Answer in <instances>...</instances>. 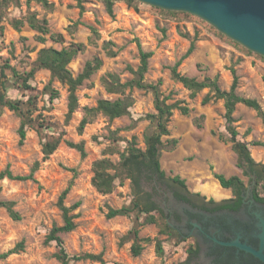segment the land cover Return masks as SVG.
Wrapping results in <instances>:
<instances>
[{
    "label": "rangeland",
    "instance_id": "1",
    "mask_svg": "<svg viewBox=\"0 0 264 264\" xmlns=\"http://www.w3.org/2000/svg\"><path fill=\"white\" fill-rule=\"evenodd\" d=\"M46 1L47 7L35 2L27 4L26 0H0V69L8 63L18 73L25 74L34 67L40 49H61L76 44H83L85 48L68 66L73 76L94 58H99L102 64L77 89L78 108L68 120L67 86L56 79L51 80L49 71L37 69L29 81L31 89L8 88L7 96L11 99L26 101L28 97L37 95L36 109L31 115L35 128L27 130L23 144L19 145L17 131L20 119L6 108L2 110L0 172L26 176L35 162L40 166L34 173L36 182L6 177L0 180V199L14 202V209L21 217L20 221H12L0 208V254L24 241L22 252L0 260V264H60L54 258L55 244L46 243L45 239L53 226L62 225L57 199L68 186L70 190L64 205L69 207L80 202L72 212L75 229L61 235L69 256L101 255L105 264H181L188 256V249L195 245L188 234L192 231L197 233V230H191L189 222L194 217H203L189 205L175 201L165 185L144 182L142 189L153 194V199L167 218L166 223L174 232L162 234L157 224L142 225L139 236L150 239V242L143 244L138 257L130 253L131 240L120 243L132 228L134 215L105 217L107 207L119 209L130 203L131 185L129 180H124L121 184L116 183L112 193H98L91 184L92 164L103 157L117 163L132 137L136 139L137 148L144 150V134L150 123L142 118L155 111L151 93L126 89L122 96L106 91L101 80L111 74L117 76L120 83L129 81L132 75L128 68L136 69L139 65L137 44L143 51L152 53L144 81L148 84L160 81V91L167 97V104L179 102L189 110L188 115H182L178 110L172 112L167 124L169 135L162 137V141L166 144L168 140L175 139L177 144L172 150H161V169L167 177L177 175L183 179L189 192L219 201L229 196L230 190L221 188L214 174L240 178L247 191L251 189L254 177L243 174L244 168L239 167L238 157L227 141L223 102L217 100L202 104L208 90L191 97L188 90L171 78L170 69L194 41L193 52L181 62L178 72L199 81L218 76L219 87L228 90L232 83L230 69L233 68L238 77L237 94L256 100L264 112V57L189 13V17L181 14L169 17L159 11L161 8L137 0H133L132 5H128L126 0H113L114 17L110 18L102 0H83L81 13L73 0ZM28 13H35L38 19L45 18L49 33L60 34L62 40L53 41L46 35L43 43L38 41V33L26 22ZM14 20L23 21L18 30L12 25ZM106 42L111 43L107 49L104 48ZM108 50L116 52V56L109 57ZM6 73L11 76L10 71ZM50 89L57 92L53 100H50ZM128 96L132 104L126 113L112 120L97 113L82 134H78L85 107H95L101 99L114 101ZM200 116H204L200 123L202 127L197 128L194 120ZM233 117L237 140L245 142L255 162L264 165V118L241 104L235 107ZM39 123L44 127L38 128ZM62 132L64 141L84 142V159L62 141L54 153L43 160V141ZM115 137L118 141L112 142ZM254 142L261 145L254 146ZM140 220H143L142 215ZM156 239L162 242L163 257L155 254ZM208 262L202 250L197 263L190 264ZM70 264L99 263L87 260Z\"/></svg>",
    "mask_w": 264,
    "mask_h": 264
},
{
    "label": "trees",
    "instance_id": "2",
    "mask_svg": "<svg viewBox=\"0 0 264 264\" xmlns=\"http://www.w3.org/2000/svg\"><path fill=\"white\" fill-rule=\"evenodd\" d=\"M76 3V7L83 12V0H73ZM105 6V11L110 18L114 17L113 0H102ZM128 5H132L133 0H126ZM35 2L41 4L44 7L49 6L46 0H26V3ZM166 16L176 17L178 15H183L189 17L188 13L185 12H175V11H164L159 10ZM26 22L28 26L38 33L37 39L40 42L45 41V36L49 37L53 41H61L60 34H50L47 26V20L45 18L38 19L35 13H28L26 15ZM23 24L22 20H14L13 27L18 30ZM96 34L95 30H92ZM111 46V43L106 42L104 48L107 49ZM83 44L71 45L68 48L55 49L52 47L42 48L37 53V58L34 67L25 74L18 73L13 67L8 63L1 66L0 69V114L4 108L16 114L19 119V128L17 131L19 140V145H22L26 133L29 128H35V123L31 115L36 109L37 95L30 96L26 101L11 99L7 96L8 88L16 87L17 89L28 90L31 89L29 81L33 78V75L37 69H45L49 71L51 80L56 79L61 84L67 86L68 91V104H67V115L66 120H68L71 115L78 108V98L76 96L77 89L82 86V84L90 78V76L97 71L102 62L99 58H94L92 61H88L82 71L73 76L70 69L68 68L70 62L73 58L80 52L84 51ZM138 54H139V65L136 69L128 68V71L132 75V78L125 82L120 83L119 79L115 75L108 74L106 78L101 80L108 92L119 93L124 96L126 89H138L151 93L153 97V107L155 113L146 114L142 119L149 121V130L144 134V150L137 148L136 139L132 137L129 141V146L125 153L120 156L117 163H113L108 158L103 157L96 160L92 164L93 176L91 178V184L95 190L102 194L107 195L113 192L117 182L120 184L124 180H129L132 190V199L130 203L119 209H113L107 207V212L105 217L107 219H112L118 216H131L134 215V224L132 228L128 231L126 236L121 239V244L129 240L132 241L130 246V253L133 257H138L143 251V244L150 242L148 238H140L139 228L146 224H157L160 226V233L171 234L174 232L171 227L166 223V216L163 210L157 205L153 199V194L150 192H145L142 189L144 182L165 185L171 192L172 197L179 202L191 205L192 207H198L203 209L202 206H197L196 201L201 202L206 198L199 193H191L187 190L185 181L179 176L167 177L165 172L160 166V154L162 149L172 150L176 144L177 140L171 139L164 144L162 137L168 136L169 131L167 124L170 121L173 110H178L182 115H188L189 110L186 106L181 105V103L176 102L173 104H167V97H164L160 91V81L156 84H148L144 81V76L148 71V60L150 59L152 53L145 52L142 50L141 46L137 44ZM195 44L192 41L189 48L185 54L171 67L170 74L171 78L181 84L186 90L190 92V96L194 97L197 93L204 89L208 90V94L202 99V104H207L210 101L221 100L224 107V121L225 129L228 134L227 141L231 144L232 150L238 157L239 167L242 168L244 165L247 166L248 171H243L244 175L252 173L255 176V190L254 196L258 201L264 200V165L255 162L252 158L248 145L245 142L237 140L238 132L233 126L235 120L233 113L235 107L238 104L244 105L247 108L252 109L256 112L257 116L264 118V112L261 109L260 104L249 98H243L237 94L238 88V77L233 68L230 69L232 75V83L228 90H222L218 84V76L213 78H204L199 81L196 78L187 77L181 75L178 72V67L181 62L186 59L194 50ZM107 55L109 57H115L116 52L108 50ZM10 71L11 76L8 77L6 71ZM47 89V88H46ZM57 97V92L50 89V100ZM131 98L124 97L123 99H117L114 101H109L106 99H101L97 101L95 107L84 108V116L79 122L77 132L82 134L86 125L92 122L95 114L102 113L104 116L108 117L110 120L117 118L126 113L127 109L131 106ZM204 116H200L198 119L194 120V125L197 128H201L200 124ZM38 124V128L44 126ZM64 133H60L58 136L53 137L49 140H44L42 143L41 151L43 154V160H46L54 151L58 148L59 144L63 141L67 147L75 150L81 159L86 157L85 144L83 141L78 143H73L71 141H64L62 139ZM112 142H117L118 138L115 137L111 140ZM225 141V140H223ZM254 146H260L258 142L253 143ZM109 151V150H107ZM39 162H35L28 175L26 176H13L10 172H0V180L3 178H9L11 180H31L36 182L34 178V173L39 169ZM214 178L217 180L219 186L223 189H229L233 196L236 198L237 202L240 203V194L244 189L243 181L236 177L231 176L225 178L222 175L214 174ZM70 190V186L64 189L57 199V207L61 213V226H53L49 234L46 236V243H54L57 251L54 254V258L60 264H70L71 262L79 261H92L99 264H105L101 255L93 254H81L69 256L64 247L63 240L61 238L62 234L69 233L75 229L74 218L72 214L80 206V202L77 201L71 206L67 207L64 205V200ZM1 192V187H0ZM263 196H260V195ZM209 203H214V199H209ZM15 203L12 201H3L0 199V208H3L9 218L12 221H20L21 217L19 213L14 209ZM236 207H232V209ZM155 214L157 216H155ZM143 216V220H140V216ZM160 221L161 224L160 225ZM24 250V241H20L15 244L11 249L0 254V260H5L11 255L18 254ZM198 252L197 246H192L188 249V256L184 262L181 264H190L196 257ZM155 254L158 257H163L164 250L162 242L158 239L155 240Z\"/></svg>",
    "mask_w": 264,
    "mask_h": 264
},
{
    "label": "flooded vegetation",
    "instance_id": "3",
    "mask_svg": "<svg viewBox=\"0 0 264 264\" xmlns=\"http://www.w3.org/2000/svg\"><path fill=\"white\" fill-rule=\"evenodd\" d=\"M243 168V171H248L247 166ZM247 176L254 177L253 185L249 191L244 187L240 194V203L230 191L229 196L219 201L214 200V203H209L211 198L202 202L196 201L195 204L203 209L189 205L203 217H194L195 219L189 222L191 230H197V233L192 231L188 234L194 239V246L198 247L192 263H197L198 256L204 250L209 261L205 264H264L251 253L235 245H246L264 255V200L255 199L254 174L248 173Z\"/></svg>",
    "mask_w": 264,
    "mask_h": 264
},
{
    "label": "water",
    "instance_id": "4",
    "mask_svg": "<svg viewBox=\"0 0 264 264\" xmlns=\"http://www.w3.org/2000/svg\"><path fill=\"white\" fill-rule=\"evenodd\" d=\"M137 1L163 10L195 15L246 49L264 57V0ZM235 245L264 262L261 251L246 245Z\"/></svg>",
    "mask_w": 264,
    "mask_h": 264
}]
</instances>
